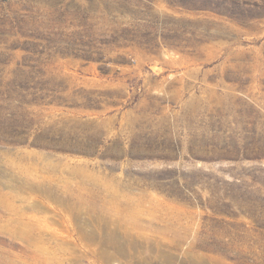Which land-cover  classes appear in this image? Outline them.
<instances>
[{
	"label": "rangeland",
	"instance_id": "obj_1",
	"mask_svg": "<svg viewBox=\"0 0 264 264\" xmlns=\"http://www.w3.org/2000/svg\"><path fill=\"white\" fill-rule=\"evenodd\" d=\"M0 264H264V0H0Z\"/></svg>",
	"mask_w": 264,
	"mask_h": 264
}]
</instances>
